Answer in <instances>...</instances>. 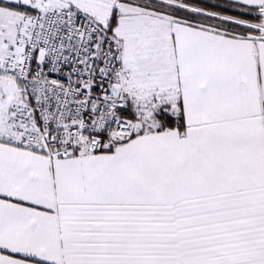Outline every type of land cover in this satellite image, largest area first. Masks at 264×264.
Masks as SVG:
<instances>
[{
    "label": "crops",
    "instance_id": "1",
    "mask_svg": "<svg viewBox=\"0 0 264 264\" xmlns=\"http://www.w3.org/2000/svg\"><path fill=\"white\" fill-rule=\"evenodd\" d=\"M149 14L156 71L124 65L122 90L151 85L183 133L136 131L97 155L19 149L5 135L20 90L0 74V264H264V39Z\"/></svg>",
    "mask_w": 264,
    "mask_h": 264
},
{
    "label": "built area",
    "instance_id": "2",
    "mask_svg": "<svg viewBox=\"0 0 264 264\" xmlns=\"http://www.w3.org/2000/svg\"><path fill=\"white\" fill-rule=\"evenodd\" d=\"M259 36L264 39V32ZM5 52L0 74L16 81L21 94L5 143L79 156L106 153L133 138L120 88L131 73L110 23H98L74 7L41 9Z\"/></svg>",
    "mask_w": 264,
    "mask_h": 264
},
{
    "label": "rangeland",
    "instance_id": "3",
    "mask_svg": "<svg viewBox=\"0 0 264 264\" xmlns=\"http://www.w3.org/2000/svg\"><path fill=\"white\" fill-rule=\"evenodd\" d=\"M0 2L19 7L14 10L0 6L7 9L11 19L14 20L9 24L7 21L0 20V29L2 28L0 37L3 36L5 39L6 43L4 42L3 45H6V50L19 36L24 34L26 23L37 11L59 6L74 7L88 13L98 23H112L113 34L122 49L123 63L136 79L152 76L157 68L156 61L151 55V43L153 37L160 31L161 21H156L149 12L172 14L185 22L188 20L179 16L177 11L182 12V9H186L188 12H201L177 0H0ZM262 15L264 17V14ZM223 20L238 25L237 30L230 32L236 35H259L264 32V21L260 25H248L235 20ZM242 30L253 32L246 33ZM5 53L0 54V62ZM16 84L19 91L20 86L17 82ZM120 88L123 87L120 86ZM141 88L145 91L138 92L131 87L127 90L128 109L132 114V118H128L133 122L135 132L157 128L155 113L160 107L167 108V105L171 104L158 92L146 91L151 88V85Z\"/></svg>",
    "mask_w": 264,
    "mask_h": 264
},
{
    "label": "trees",
    "instance_id": "4",
    "mask_svg": "<svg viewBox=\"0 0 264 264\" xmlns=\"http://www.w3.org/2000/svg\"><path fill=\"white\" fill-rule=\"evenodd\" d=\"M183 3L185 6L197 8L201 12H188L186 9H182V12L177 11L179 16L186 18L189 24L194 26L214 25L216 29L225 31V34H231L233 30L238 29V25L231 23V21H225L223 19H230L239 21L244 24L260 25L264 21V17L258 9H251L241 6L237 3L227 0H177ZM0 6L8 9L17 10L19 7L11 5L9 3L0 2ZM176 12V11H175ZM222 21V22H221ZM111 31L113 32L112 23H110ZM244 31V30H242ZM246 33H252L253 31ZM125 116L132 118V114L129 109L125 112ZM154 119L157 122V130L163 131L166 129H176L180 133L184 131V121L181 111L172 112L169 107H160L154 115ZM144 131V130H143Z\"/></svg>",
    "mask_w": 264,
    "mask_h": 264
}]
</instances>
